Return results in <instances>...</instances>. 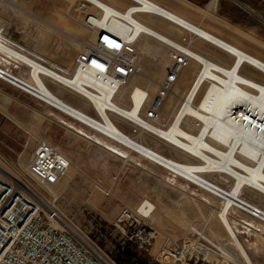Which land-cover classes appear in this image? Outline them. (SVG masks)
I'll return each instance as SVG.
<instances>
[{"label":"rangeland","instance_id":"374dc122","mask_svg":"<svg viewBox=\"0 0 264 264\" xmlns=\"http://www.w3.org/2000/svg\"><path fill=\"white\" fill-rule=\"evenodd\" d=\"M116 1L119 4L122 2V6L128 4L125 0ZM155 1L264 60V0H223L215 9L208 6L210 0ZM67 8L72 12L75 25L69 22ZM95 13L96 10L84 0H0V34L25 53L44 60L48 66L60 72L69 74L76 66L77 55L94 45L95 41L90 39L83 42L80 29L86 17ZM59 14H63L62 17ZM72 26L76 29L71 28ZM84 26L88 31L91 30L87 25ZM185 39L186 43H192L191 45L205 51H216L206 43L199 44L191 35H186ZM147 41L154 52L152 50L150 54L144 53L140 47H136L140 57V70L136 74V79H142L141 87L151 92L150 80H155L158 85L168 71V67H162L153 57L157 52L159 55L161 51L160 55L165 57L167 55V60L171 62L169 56L171 50L154 40ZM216 52L226 61H230L222 52ZM0 65L13 70V73L19 76L28 75L29 69L26 66L19 65L20 67L16 68L1 58ZM188 67L181 71L173 91L163 104L161 117L156 125H168L179 108L181 99L178 96L182 95V91L189 85L188 79L197 71V67L193 68L188 71L189 77L184 78L183 72ZM252 71L257 80L264 81V76L254 69ZM145 78L147 80H144ZM48 85L68 103L96 116L93 107L83 96L59 85L51 83ZM176 89H179L178 96L174 92ZM0 91V163L5 167V171L16 178L31 182L40 193L50 195L49 187H44L30 178L27 166L38 142L47 140L58 148L72 160L75 169L69 179L62 178L56 187L54 206L65 218L80 226L82 234L97 239L103 248L112 251L113 256L123 264L128 262L125 256L118 252L122 240L119 239L113 222L123 206L134 210L144 200L154 205L152 215L160 216L154 225L145 219V222L157 232L156 243L151 255L136 252L133 247H129V253L137 256L145 264H166L159 260L160 249L182 247L188 239L197 240L213 251H217V247L219 249L221 245L237 255L236 249L228 242V237L222 233L221 227L220 231L217 229L219 223L217 224L216 210L206 205V202H210L211 196L197 185L103 138L84 124L2 79ZM153 95L156 96L157 92L155 91ZM121 101L127 103L123 98ZM116 123L125 133L161 154L185 161L179 152L151 138L143 130L131 128L121 121ZM194 125L192 119L187 120L186 127L191 132L195 129L193 133L197 132L198 128ZM77 131L112 149H121L125 159L89 142L79 136ZM0 176L5 178L1 173ZM211 178L219 179L223 188L228 189L232 185L230 180L219 175ZM100 189L107 191L109 195L105 196ZM243 197L264 209V196L257 191H244ZM216 203L215 207L219 208L222 200L217 198ZM232 216L239 220L251 221L264 232V224L248 214ZM192 227L201 235L193 232ZM240 237H243L241 240L246 247V239L256 241L251 235L244 234ZM259 243L264 245L262 241ZM263 248L260 251L255 250V253L248 250L255 264H264Z\"/></svg>","mask_w":264,"mask_h":264},{"label":"bare ground","instance_id":"6f19581e","mask_svg":"<svg viewBox=\"0 0 264 264\" xmlns=\"http://www.w3.org/2000/svg\"><path fill=\"white\" fill-rule=\"evenodd\" d=\"M84 1L94 8L96 13L89 14L81 26L82 36H80L83 42L87 39L95 41L94 47L99 36L106 32L127 39L133 42L135 47H140L142 52L150 54L152 50L154 52V49L147 40L151 39L160 45L167 46L170 50L172 46L179 48L188 56L187 66L189 67L183 72L184 78L189 77L188 71L197 67L194 76L188 79L189 85L182 91V95L178 96L179 89L174 91L175 95L181 99V103L174 115L172 114V120L168 125L155 124L160 120L164 105L156 121L142 119L155 97L153 93L157 92L159 86L155 80H150L151 92L141 87L142 79H136V75L125 86L114 89L106 81L103 82L88 70L77 66H74V70L69 74L60 72L48 66L44 60L30 57L19 51L3 40L1 34L0 58L9 64L16 63L14 65L16 68H19V65H25L29 71L25 77L16 76L8 68L0 65V79L84 124L103 138L197 185L211 196L210 202H206V205L216 210L217 224L219 223V226L216 225L217 229L220 231L221 227L222 233L228 237V242L236 249L237 255L221 245L219 249L217 247V251H213L197 240L188 239L184 247L189 252L186 263H179L178 257L168 263L161 257L159 260L166 264H255L248 250L255 253V250L260 251L264 247L259 243L262 241L264 244V232L253 222L236 219L232 214L246 213L264 224V209L243 197L244 191H257L264 196V140L255 133V114L264 118V81L257 80L252 71L254 69L264 76V60L155 0H125L128 4L124 6L121 5V1L119 4L116 0ZM217 3L218 0H210L208 6L215 9ZM70 5L73 4L70 3ZM66 12L70 24L75 25L70 9L67 8ZM84 24L91 30L88 31ZM77 28L79 29V26ZM186 35L196 38L199 44L206 43L216 51L222 52L230 61H226L216 51H205L191 45L192 43H186ZM160 52L159 55L157 52L153 58L162 67H169L170 60H167V55L166 57L160 55ZM172 54L171 50L169 54L171 59ZM138 69L140 70V57ZM48 83L59 85L83 96L93 107L96 116L65 101L51 90ZM83 85L99 90L100 94L88 90ZM122 98L126 100V104L121 101ZM188 119L194 121V126L198 127L197 132L193 133L195 129L191 132L186 127ZM116 121H121L131 128L143 130L151 138L179 152L187 159V162L167 157L136 140L125 133ZM76 133L125 159L121 149H112L83 135L82 132ZM41 142L50 143L47 140ZM4 168L0 163V173L5 175V178H16L7 173ZM74 169L75 165L71 160L62 178L69 179ZM214 175L230 180L232 185L228 189L223 188L210 180ZM62 178L55 186L49 188L51 194H57L56 187ZM217 198L222 200L219 208L215 207ZM154 208L152 203L144 200L134 211L146 215L147 222L150 221L154 225L160 217L152 215ZM255 211L260 212L257 217ZM192 231L199 234L193 227ZM244 234L254 236L256 239L252 242L245 240L248 249L241 240L243 237H240ZM161 250L162 248L160 252Z\"/></svg>","mask_w":264,"mask_h":264},{"label":"built area","instance_id":"2783aa9c","mask_svg":"<svg viewBox=\"0 0 264 264\" xmlns=\"http://www.w3.org/2000/svg\"><path fill=\"white\" fill-rule=\"evenodd\" d=\"M171 50L168 71L142 117L144 121L158 119L165 100L189 62L181 49L172 46ZM138 65L139 53L134 43L106 32L99 36L96 46L88 47L76 60L78 68L88 70L114 89L125 86L138 73ZM83 87L100 94L88 85ZM255 133L264 140V118L258 114H255ZM70 164V158L51 143L38 142L27 171L32 180L50 188L66 174ZM55 198L53 194L40 193L27 180L0 176V264H123L97 239L85 236L80 226L65 218L54 206ZM258 214L255 211L256 217ZM147 218L123 206L114 219L113 226L122 240L118 252L128 253L131 264L145 263L130 255L129 247L151 255L156 243L157 232L145 222ZM184 247H165L159 255L167 263L177 257L179 263H186L189 252Z\"/></svg>","mask_w":264,"mask_h":264},{"label":"crops","instance_id":"0c3cea01","mask_svg":"<svg viewBox=\"0 0 264 264\" xmlns=\"http://www.w3.org/2000/svg\"><path fill=\"white\" fill-rule=\"evenodd\" d=\"M221 1H223V0H218V3H217V6H216V8L219 6V4H220V2ZM1 38L3 39V40H5V41H7L6 39H4L2 36H1ZM8 42V41H7ZM8 43H10V42H8ZM13 47H15L16 49H18L19 51H21V52H24L25 53V51L24 50H22L21 48H19V47H17V46H15V45H13L12 43H10ZM27 54V53H26ZM27 55H29V54H27ZM30 57H33V58H37V57H34L33 55L31 56V55H29ZM38 59V58H37ZM16 64V63H15ZM15 64H13V65H15ZM2 67H4V65H1ZM20 66H25V65H20ZM19 66V67H20ZM5 68V67H4ZM9 71L12 73V74H14V75H16V76H19V75H17V74H15V73H13V70H10L9 69ZM21 76V75H20ZM27 76V75H26ZM22 77H25V76H22ZM1 92V91H0ZM180 154V153H179ZM181 155V154H180ZM168 157V156H167ZM182 157H184L183 155H182ZM170 158H172V157H170ZM185 158V157H184ZM172 159H174V158H172ZM175 160H177V159H175ZM177 161H179V160H177ZM187 161V159L185 158V161H180V162H186ZM210 180H212L213 182H215V183H217L218 185H220V186H223L222 185V183L220 182V180L219 179H216V178H210ZM260 206V205H259ZM261 207V206H260Z\"/></svg>","mask_w":264,"mask_h":264},{"label":"trees","instance_id":"16d2710c","mask_svg":"<svg viewBox=\"0 0 264 264\" xmlns=\"http://www.w3.org/2000/svg\"><path fill=\"white\" fill-rule=\"evenodd\" d=\"M123 255L125 256L126 261L128 262V264H131L130 261H129V255H128V253H125V254H123ZM121 263H122V262H121Z\"/></svg>","mask_w":264,"mask_h":264}]
</instances>
